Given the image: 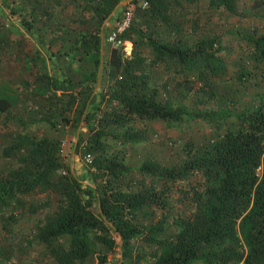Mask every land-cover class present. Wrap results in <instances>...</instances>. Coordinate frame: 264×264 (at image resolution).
<instances>
[{
  "label": "trees",
  "instance_id": "trees-1",
  "mask_svg": "<svg viewBox=\"0 0 264 264\" xmlns=\"http://www.w3.org/2000/svg\"><path fill=\"white\" fill-rule=\"evenodd\" d=\"M120 1L102 0V15L84 40L92 50L95 68L99 64L100 26ZM200 2L126 3L124 7L133 9L139 26L130 21L119 34L123 46L111 48L107 81L97 96L96 69L79 80L38 73L24 82L34 87L38 111L43 110L33 116L39 115L42 123L51 126L56 116L67 123V115L75 112L73 121L82 118L88 126L75 149L81 144L86 153L93 154L87 170L91 183L84 186L64 161L61 139L19 133L28 126L31 115L12 120L18 133L3 149V156L10 158L24 146L29 149L16 167L0 170V208L37 194H44L46 203L55 201L38 238L56 264H85L90 239L108 252L121 241L123 259L136 262L146 256L147 248L152 252L160 248V253H152L151 264H264V96L253 109L240 110L234 128L217 132L204 151L194 152L179 164L161 166L144 161L133 170L118 154L106 150L110 140L119 144L144 141L146 131L136 126L144 121H163L170 128L197 121L219 126L216 111L164 105L149 75L136 72L143 57L124 54L125 45L142 41L152 52V66L165 65L178 72L173 90L177 97H186L188 92L212 94L213 79L227 67L218 39L207 37L192 47L181 45L187 24L189 29H199ZM211 4L229 14L238 12L235 0H209ZM159 26L169 29L175 38L162 41ZM245 40L254 58L264 60V34ZM6 44L0 35V53ZM191 71L195 72L193 81ZM11 104L12 97L2 87L0 111H7ZM60 169L64 172L56 174ZM171 195L179 201L173 219L177 230L174 238L166 239L167 218H157L153 209L168 211ZM139 214L149 217L151 223L139 222ZM61 236L69 237L66 246L58 241ZM100 262L105 263L104 257Z\"/></svg>",
  "mask_w": 264,
  "mask_h": 264
},
{
  "label": "rangeland",
  "instance_id": "rangeland-1",
  "mask_svg": "<svg viewBox=\"0 0 264 264\" xmlns=\"http://www.w3.org/2000/svg\"><path fill=\"white\" fill-rule=\"evenodd\" d=\"M200 1L199 29L197 26L189 29L187 24L181 45L192 47L202 38L218 39L227 67L221 76L213 79L212 94L188 92L186 97H177L173 90L174 77L178 72L165 65L152 66V52L142 41L131 43L130 55L124 54L130 57L138 53L143 57V64L136 72L149 75L152 85L159 88L164 105H184L194 111H216L219 126L214 127L206 121L189 122L182 128L167 127L159 120L138 123L136 126L147 133L144 141L119 144L110 140L106 144L108 153L118 154L122 162L133 170H137L144 161H153L161 166L179 164L194 152L204 151L209 139L217 132L234 128L235 117L240 110L253 109L264 96V60L254 58L245 40L247 36L264 34V0H235L236 15L214 4L209 5V0ZM125 4L120 3L103 19L99 34V64L95 68L92 50L84 40L89 38L88 33L96 27L102 15V0H0V35L6 38L7 43L0 53V90L3 87L12 97L11 107L5 112L0 111V170L16 167L20 158L28 152L29 146H24L10 158L3 156V149L10 146L18 133L12 120L31 115L28 126L19 133L61 139L66 165L83 181L84 186L91 183L87 179V170L93 154L86 153L81 144L75 149L88 126L82 118L78 123L73 121L75 112L67 115V123L62 122L59 116L51 126L42 123L39 111L43 110L38 111L39 101L34 87L24 82L31 81L38 73L79 80L96 69L94 90L97 96L101 86L106 84V62L114 47L106 40L107 35L118 27L127 12L131 15L130 21L139 26L133 9L124 7ZM158 30L162 41L175 38V34L164 26H159ZM190 75L193 81L195 72L191 71ZM35 113L39 115L33 116ZM63 172L60 169L56 174ZM46 200L44 194H37L23 199L20 204L12 203L0 208V264H56L38 238L47 216L53 213L56 206L55 201L46 203ZM168 202V211L153 209L157 218H167L166 239L174 238L177 227L173 219L179 205L176 195H171ZM138 220L146 225L151 223L149 217L142 214L138 215ZM58 241L66 246L69 237L61 236ZM89 247L90 256L85 264H151L152 253L161 252L160 248H155L153 252L147 248L146 256L136 262L123 259L118 244L112 252H107L103 245L90 239ZM101 257H104L105 263L100 262Z\"/></svg>",
  "mask_w": 264,
  "mask_h": 264
},
{
  "label": "built area",
  "instance_id": "built-area-1",
  "mask_svg": "<svg viewBox=\"0 0 264 264\" xmlns=\"http://www.w3.org/2000/svg\"><path fill=\"white\" fill-rule=\"evenodd\" d=\"M142 5H146V2L143 1ZM130 19H131V15L130 13L127 12L126 15L121 19L118 27L107 35L106 40L111 42L114 45V47L123 46V40L119 37V34L122 33L130 25ZM124 51L128 55H130L131 45L130 44L125 45ZM87 157H89V155H87Z\"/></svg>",
  "mask_w": 264,
  "mask_h": 264
},
{
  "label": "water",
  "instance_id": "water-1",
  "mask_svg": "<svg viewBox=\"0 0 264 264\" xmlns=\"http://www.w3.org/2000/svg\"><path fill=\"white\" fill-rule=\"evenodd\" d=\"M130 0H121L115 7H117L120 3H128ZM102 45V44H101ZM119 246H120V252L122 251V242H119Z\"/></svg>",
  "mask_w": 264,
  "mask_h": 264
},
{
  "label": "crops",
  "instance_id": "crops-1",
  "mask_svg": "<svg viewBox=\"0 0 264 264\" xmlns=\"http://www.w3.org/2000/svg\"><path fill=\"white\" fill-rule=\"evenodd\" d=\"M108 252V251H107Z\"/></svg>",
  "mask_w": 264,
  "mask_h": 264
}]
</instances>
